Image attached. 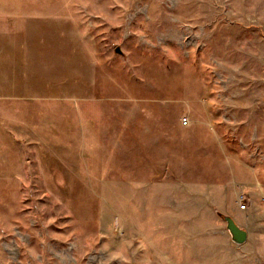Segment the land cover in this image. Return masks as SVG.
Instances as JSON below:
<instances>
[{"label":"rangeland","instance_id":"rangeland-1","mask_svg":"<svg viewBox=\"0 0 264 264\" xmlns=\"http://www.w3.org/2000/svg\"><path fill=\"white\" fill-rule=\"evenodd\" d=\"M6 48L0 264H264V0H0Z\"/></svg>","mask_w":264,"mask_h":264},{"label":"crops","instance_id":"crops-1","mask_svg":"<svg viewBox=\"0 0 264 264\" xmlns=\"http://www.w3.org/2000/svg\"><path fill=\"white\" fill-rule=\"evenodd\" d=\"M7 44V43H6ZM2 54H0L1 56ZM14 52L8 48H6L5 53H4V57H0V70L2 71V69L4 68V72L2 74H0L3 77H0V100H5L7 101V103L9 102L10 106H11V113H13V105H18L17 112H15V114H20L21 115V119H23V112H22V108H24V103L28 100L26 97V94H24V91L26 89H24L23 85H21L20 83L17 84V82L15 81V79H17L16 77H18L19 73H14V70L16 69V60L14 57ZM76 114L78 115V108H76ZM24 120V119H23ZM85 123V125L83 124ZM81 126L79 128L80 130V134L82 135V139H84V135L87 134L89 135L94 134V132H98L100 130V123L99 122H94L91 123L89 120H85V122H83L82 120H80L79 123ZM84 125V127H83ZM75 127V131L78 130L77 128V123ZM72 127V128H74ZM85 129V131H84ZM85 132V133H84ZM84 133V134H83ZM100 133V131H99ZM98 135V134H97ZM89 136H87V140H89L88 138ZM93 137V135H92ZM94 138V137H93ZM91 144V143H90Z\"/></svg>","mask_w":264,"mask_h":264},{"label":"water","instance_id":"water-1","mask_svg":"<svg viewBox=\"0 0 264 264\" xmlns=\"http://www.w3.org/2000/svg\"><path fill=\"white\" fill-rule=\"evenodd\" d=\"M118 53H121V50L117 49ZM224 221L227 223V230L229 231L233 242L236 245H243L248 240V231L244 228H241L237 222L231 217H224Z\"/></svg>","mask_w":264,"mask_h":264},{"label":"built area","instance_id":"built-area-1","mask_svg":"<svg viewBox=\"0 0 264 264\" xmlns=\"http://www.w3.org/2000/svg\"><path fill=\"white\" fill-rule=\"evenodd\" d=\"M189 123H190V121H189V118L188 117H183L182 119H181V124L183 125V126H187V125H189ZM243 208H245L244 206H242Z\"/></svg>","mask_w":264,"mask_h":264}]
</instances>
